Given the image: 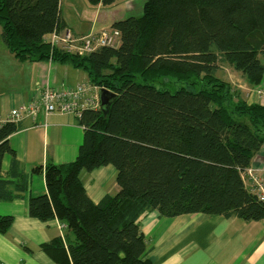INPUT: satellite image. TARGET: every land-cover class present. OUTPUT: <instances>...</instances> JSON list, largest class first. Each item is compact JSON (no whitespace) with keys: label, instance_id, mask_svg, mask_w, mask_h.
I'll use <instances>...</instances> for the list:
<instances>
[{"label":"trees","instance_id":"16d2710c","mask_svg":"<svg viewBox=\"0 0 264 264\" xmlns=\"http://www.w3.org/2000/svg\"><path fill=\"white\" fill-rule=\"evenodd\" d=\"M89 1L108 7L120 0ZM103 31L110 32V45L68 52L46 39L65 32L86 36L67 29L60 0H0V38L18 64L56 61L86 74L74 87L47 83L38 94L46 86L74 92L84 83L83 101L95 97L73 115L83 135L70 163L26 173L8 142L21 122L0 124V203L23 199L30 175L43 176L47 193L26 200L27 214L65 226L62 237L40 250L56 264H150L138 224L150 212L264 220V202L241 178L264 146V105L240 98L221 69L227 65L250 87L261 85L264 0H144L139 12L90 36ZM166 78L182 87L173 91L171 80L173 88L155 87ZM99 89L115 95L106 114ZM5 156L10 164L3 173ZM105 166L115 169L119 191L94 203L80 172ZM13 221L0 215V235Z\"/></svg>","mask_w":264,"mask_h":264},{"label":"crops","instance_id":"0c3cea01","mask_svg":"<svg viewBox=\"0 0 264 264\" xmlns=\"http://www.w3.org/2000/svg\"><path fill=\"white\" fill-rule=\"evenodd\" d=\"M124 1L132 8L144 0ZM64 4H68L71 11L76 13L78 3L75 0H60V13L66 23L61 8ZM96 7L93 30L86 36L109 27L113 22L106 12L109 6L97 4ZM102 8L105 16L100 23ZM134 8L133 12H139V7ZM123 13L126 15L132 11L125 8ZM86 19L81 17V21ZM67 29L72 32L68 25ZM262 64L264 66V62ZM19 66L25 69V73L17 83V76L14 75ZM222 71L227 82L241 91L240 98L248 104L264 105V76L261 85L250 87L245 79L230 68H223ZM9 76H14L15 80L12 78V82ZM85 78L82 69L56 61L43 60L19 65L0 38V91L2 88L8 90L0 95V124L6 121L11 110L25 108L45 84L74 87L85 81ZM28 83L32 86L25 92ZM20 122L22 129L12 134L8 142L26 173L35 166L44 168L49 164L62 165L76 159L83 135L78 118L58 113L38 114L35 118L24 116ZM9 164L10 158L5 156L1 165L3 173L8 170ZM248 169H264V146L254 156ZM241 178L248 190L250 180L246 172L241 174ZM80 181L94 203L106 195L115 196L119 191L116 171L112 166L100 167L91 172L81 171ZM46 193L43 176L30 175L29 189L23 199L0 203V215H9L14 219L7 233L0 235V264H36L37 260L43 264H56L44 252L40 253L39 246L54 237H62L64 224L58 219L39 222L28 216L26 208L29 197ZM138 224L145 239L150 264H264V220L246 222L234 217L225 219L218 215L205 216L194 212L175 218H162L154 211L141 216Z\"/></svg>","mask_w":264,"mask_h":264},{"label":"built area","instance_id":"2783aa9c","mask_svg":"<svg viewBox=\"0 0 264 264\" xmlns=\"http://www.w3.org/2000/svg\"><path fill=\"white\" fill-rule=\"evenodd\" d=\"M90 40L96 41L95 45H90V41H86L88 38L83 37L79 39H74L69 32H65L62 36L51 35L47 38L52 44L59 45L66 51L70 52L73 49L78 51L81 55L83 51H91L98 45H110L113 38L107 32H101L99 37L96 39L90 36ZM81 43H84L83 47L80 48ZM79 46V47H78ZM89 89L84 83H80L74 92H56L52 91L48 86L44 87L38 96L29 102V104L24 108L11 110L7 116L6 122H20L24 116L36 117L38 113L40 114H65V115H78V108L83 107L82 105L86 102L91 103L88 98L86 102L83 98L87 96ZM263 170L248 169L246 174L250 180V185L248 190L256 196V198L264 202V176L262 175Z\"/></svg>","mask_w":264,"mask_h":264},{"label":"rangeland","instance_id":"374dc122","mask_svg":"<svg viewBox=\"0 0 264 264\" xmlns=\"http://www.w3.org/2000/svg\"><path fill=\"white\" fill-rule=\"evenodd\" d=\"M139 1L141 2V0H139ZM75 3L76 4L78 3V6L75 7L76 13L71 11L68 4L62 5L61 8H62L63 13H64V18L66 20L68 27L71 29V31L72 32L74 31L73 35H75V37H82L83 35L86 36L87 34H90V32L93 30V25H94L93 24V18H94V13L97 10V7H96V5L90 3L89 0H85V1L84 0H75ZM140 4H135L134 6H136L138 9V7L140 8V6H139ZM134 6L132 8H129L126 5L125 1L121 0L113 6H109L108 9L106 10V12L110 15L112 21H114L117 19H121V17L125 15V13L122 14V11H125V8L130 9L133 13V11H135ZM75 14H77L79 17H77ZM100 15H101V17H100V23H101L103 21L104 16H105L104 15V8H102V12ZM83 16H84V18L86 17L87 19L81 21V17H83ZM96 31H100V29L96 30ZM75 33H79V34H75ZM107 33L110 34L109 31H107ZM116 43H118V40H116ZM261 59H262V62H264V58H261ZM19 65H21V64H19ZM20 68H21V66L18 67L17 74L14 75V76H17V83L19 82L21 76H23L25 73V69H20ZM223 68H225L227 70L229 69V67L227 65H224V64L221 65V69H223ZM231 74H234V73L231 72ZM14 76H9V77L12 79V78H14ZM166 79H168V80H164V81L163 80H157V81H155L154 82L155 87L158 89H166V88H173V86L175 85L176 88L173 91L182 87V83H177L170 78H166ZM14 80H15V78H14ZM170 80L174 83V85L172 84V82ZM12 82H13V79H12ZM31 86H32V84H30V83L26 84L25 89H24L25 92H27V88L29 87L28 89H30ZM7 91H8L7 89L2 88L0 91V95L6 93ZM35 91H37V89ZM40 253H43V252H40ZM45 257H47V256H45ZM51 262H53V261H51ZM35 263L36 264H43V263H39L38 260Z\"/></svg>","mask_w":264,"mask_h":264},{"label":"water","instance_id":"95a60500","mask_svg":"<svg viewBox=\"0 0 264 264\" xmlns=\"http://www.w3.org/2000/svg\"><path fill=\"white\" fill-rule=\"evenodd\" d=\"M98 105L99 109L106 114L115 99V95L105 89H99L98 93Z\"/></svg>","mask_w":264,"mask_h":264},{"label":"clouds","instance_id":"9594fccd","mask_svg":"<svg viewBox=\"0 0 264 264\" xmlns=\"http://www.w3.org/2000/svg\"><path fill=\"white\" fill-rule=\"evenodd\" d=\"M87 37V36H86Z\"/></svg>","mask_w":264,"mask_h":264}]
</instances>
